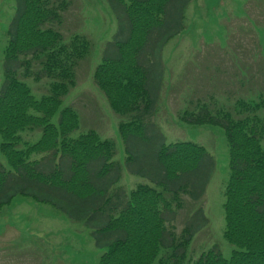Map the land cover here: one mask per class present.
<instances>
[{"label": "trees", "instance_id": "obj_1", "mask_svg": "<svg viewBox=\"0 0 264 264\" xmlns=\"http://www.w3.org/2000/svg\"><path fill=\"white\" fill-rule=\"evenodd\" d=\"M121 1L113 5L122 7L124 36L107 44L93 79L119 116L128 170L150 182L128 191L118 184L123 165L114 160L116 142L95 129L74 135L81 116L64 98L78 84L77 69L92 41L79 33L66 38L60 29L70 1L15 0L0 91V155L8 164L0 162V209L22 195L85 222L106 248L99 264H186L194 237L209 223L204 206L191 205L204 198L216 161L195 141L167 142L154 117L164 73L160 51L183 29L191 0ZM26 78H47L49 92L35 97ZM178 117L222 126L229 146L223 236L235 248L226 257L214 245L193 264H264V86L255 98L241 96L230 105L197 97ZM26 130L41 136L20 147L19 133ZM188 207L183 228L169 226Z\"/></svg>", "mask_w": 264, "mask_h": 264}, {"label": "rangeland", "instance_id": "obj_2", "mask_svg": "<svg viewBox=\"0 0 264 264\" xmlns=\"http://www.w3.org/2000/svg\"><path fill=\"white\" fill-rule=\"evenodd\" d=\"M69 1L60 29L66 38L72 33L86 35L92 41V51L80 62L78 84L64 98V105L70 104L80 113L81 127L74 135L95 129L116 142L114 160L123 165L118 184L130 191L150 180L128 170L126 144L118 130L119 116L110 108L93 79L107 44L117 36H124L119 33V21L125 23L124 13L121 6L115 8V0ZM15 9V0H0V91L8 67L7 30ZM161 37L158 36L152 45L156 58L151 64L155 86L160 70L157 52ZM160 58L164 73L154 121L167 142L195 141L204 145L216 161L204 198L191 205L204 206L209 223L194 237L186 264H193L201 252L214 245L229 257L235 246L223 236V192L230 172L224 129L220 125L183 122L178 113L197 97L215 96L226 105L241 96L256 97L257 91L264 86V0H191L183 29L170 38L160 51ZM24 80L37 98L49 92L47 78ZM54 120L57 121V115ZM19 134L20 147H23L24 141H37L41 131L26 130ZM0 162L8 167L2 155ZM190 209L180 211L169 226L180 231ZM105 250L96 244L92 229L85 222L71 219L53 205L21 195L0 209V264H99Z\"/></svg>", "mask_w": 264, "mask_h": 264}]
</instances>
